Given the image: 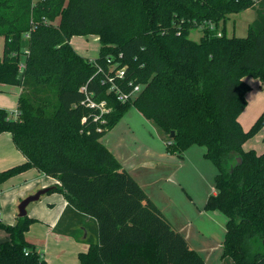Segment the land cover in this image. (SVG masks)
Returning a JSON list of instances; mask_svg holds the SVG:
<instances>
[{
	"label": "trees",
	"instance_id": "16d2710c",
	"mask_svg": "<svg viewBox=\"0 0 264 264\" xmlns=\"http://www.w3.org/2000/svg\"><path fill=\"white\" fill-rule=\"evenodd\" d=\"M248 8L255 18L246 35H228L229 15ZM195 28L198 40L189 36ZM89 34L99 41L97 64L107 69L111 57L142 85L133 98L116 100L70 44ZM0 36V83L21 87L17 116L0 108V133L26 158L0 171V185L31 167L54 178L48 192L97 225L80 264H206L101 141L131 107L167 138L174 131L168 152L205 148L217 171L203 208L226 217L222 256L264 264V150L242 147L264 126V110L247 130L238 121L250 89L244 77L264 85V0H0ZM82 85L111 106L103 122L82 103ZM34 221H0L9 234L0 264H46L25 238Z\"/></svg>",
	"mask_w": 264,
	"mask_h": 264
},
{
	"label": "crops",
	"instance_id": "0c3cea01",
	"mask_svg": "<svg viewBox=\"0 0 264 264\" xmlns=\"http://www.w3.org/2000/svg\"><path fill=\"white\" fill-rule=\"evenodd\" d=\"M72 38L74 36L70 38V44L78 54L87 59L97 57H89L80 52L72 43ZM95 38L98 40L97 36ZM3 46L4 38L0 36V55ZM248 91L246 92V105H249V101H253V97H256V101L252 109V111L255 109L254 114L251 111V117H249L250 121L245 123L246 120L241 117L246 106L238 115V121L240 124H244V128L249 127L250 123L254 122V119L264 110V90L256 91V95L253 93L247 95ZM20 92V86L0 83V108L8 111L10 116L17 110V99ZM134 114L151 124L154 136H140L128 123L129 120L126 123L123 122L124 114L101 137V141L104 140L102 142L119 161L122 168L135 178L173 226L183 234L190 247L200 254L206 264H235L229 256H222V243L215 246L210 238L199 237L201 232L198 228L188 221L183 210L175 206L173 195H175L176 185L171 184L170 179L176 172V168L182 164L185 153L183 157H179L177 154L168 152L164 144L167 134L152 120L146 119L138 110ZM253 147L256 152L260 153L264 149V144L261 145V148ZM253 147L250 145L249 139L243 143L244 150ZM204 158L206 159V157ZM25 160V156L14 145L10 133L1 132L0 171ZM200 175L204 183V176ZM56 183L54 178L40 172L35 167L4 181L0 185V221L5 224H14L18 211L17 205L22 198L34 193L37 189L56 185ZM214 193L216 190L213 177V183L209 190L200 192L202 204L200 207V204L196 206L199 215L206 211L203 206L208 195ZM189 201L194 204L191 197ZM26 211L27 215L34 218L35 221L30 224L25 233V238L35 245L46 264H80L78 253L86 251L89 242L96 239L97 225L94 219L76 210L59 191L44 193L38 200L29 203ZM198 233L200 234L198 235ZM8 240L9 234L0 229V244Z\"/></svg>",
	"mask_w": 264,
	"mask_h": 264
},
{
	"label": "rangeland",
	"instance_id": "374dc122",
	"mask_svg": "<svg viewBox=\"0 0 264 264\" xmlns=\"http://www.w3.org/2000/svg\"><path fill=\"white\" fill-rule=\"evenodd\" d=\"M254 18V8H248L241 12L230 14L225 24L227 34H233L239 37L245 36L247 32V26ZM55 23H57V21H55ZM201 34V30L195 28L191 30L189 36L194 40H198ZM72 39V43L78 50H80V52H83L89 57L97 56L99 50V41L95 38V35H74V38ZM244 79L251 87L247 95H251L252 93L253 95H256V91L264 90V85L262 86L258 79H255L251 76H246ZM255 98L256 97H253V101H249V105L247 104L244 111L242 112L241 117L246 120L244 121L245 123L248 122V120H251L249 117H251V111L256 101ZM254 110L252 111L253 114ZM136 111L137 110L133 107L128 109V111L125 113L123 122L126 123V121L129 120L128 123H130V125H132L142 137H149L150 135L154 136V131L150 126L151 124H148L144 118L135 116L134 113H136ZM243 125L241 124L244 130H247L251 126L250 125L249 127L244 128ZM263 127L264 126H262L254 135L249 138V142L252 147L257 146L258 148H261V145L264 144ZM263 150L260 151V153L263 152ZM204 151L205 148L203 146L193 145L189 147L184 152L185 155L183 160L181 159L183 161L182 164L176 168V172L170 180L171 184L176 185L175 195H173L175 206L183 210L184 214L188 217V221L198 228L199 232H201V234L198 233V235L200 234L199 237L210 238L213 244L217 246V244H221L224 239L226 220L225 215L219 210H206L199 215L196 207L199 204L200 207L202 204V201H200V192L209 190L211 184L213 183V177L216 174V168L214 164L209 159H205L203 157L202 154ZM199 173L204 176V183ZM190 197L194 201V204L189 201Z\"/></svg>",
	"mask_w": 264,
	"mask_h": 264
},
{
	"label": "built area",
	"instance_id": "2783aa9c",
	"mask_svg": "<svg viewBox=\"0 0 264 264\" xmlns=\"http://www.w3.org/2000/svg\"><path fill=\"white\" fill-rule=\"evenodd\" d=\"M220 35V33H218ZM27 36V34H26ZM96 67V70L94 74L101 73L102 79L101 82L103 84L107 85V91L113 95V97L121 102H124L128 99L133 98L142 88L141 84H135L132 85L130 80H126L125 77V67L119 66L118 61L112 60L111 57L106 58L107 62V69H104L101 65L97 64L94 59H89ZM20 68L23 67V64L20 63ZM125 85L132 86L129 89H123L122 87ZM80 90L84 93V99L82 100V103H84L86 106H88L90 109H93L95 111V120L104 121L103 117L106 113L111 111V106L107 104V101L105 99L102 100H96L94 98L93 91H89L85 85H82L80 87ZM18 114V111H14L11 113L12 117H16ZM100 128H98L99 130ZM172 143V140L170 138H167L164 142L165 145H169Z\"/></svg>",
	"mask_w": 264,
	"mask_h": 264
},
{
	"label": "water",
	"instance_id": "95a60500",
	"mask_svg": "<svg viewBox=\"0 0 264 264\" xmlns=\"http://www.w3.org/2000/svg\"><path fill=\"white\" fill-rule=\"evenodd\" d=\"M174 136V131H171L169 137L172 138ZM241 162L240 157L237 158V164ZM54 185L46 186L40 189H37L34 193L28 194L24 198H22L17 205V216H25L27 214L26 207L29 203L36 201L39 199L41 195L48 192Z\"/></svg>",
	"mask_w": 264,
	"mask_h": 264
}]
</instances>
